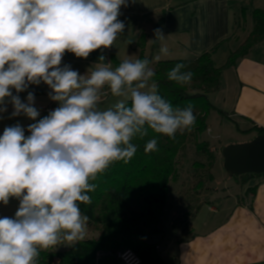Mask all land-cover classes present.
Here are the masks:
<instances>
[{
	"label": "clouds",
	"instance_id": "9594fccd",
	"mask_svg": "<svg viewBox=\"0 0 264 264\" xmlns=\"http://www.w3.org/2000/svg\"><path fill=\"white\" fill-rule=\"evenodd\" d=\"M127 5L128 0H0V113L11 103L12 117L37 121L34 94L28 92L26 103L18 94L41 82L59 103L28 126L30 135L19 124L0 135V203L19 200L14 217H0V264H38L41 251L83 241L89 217L80 204H91L94 181L112 164L131 160L137 151L132 141L149 129L175 139L195 124L192 105L174 107L159 94L148 58H125L113 68L101 55L83 75L60 66L66 52L87 59L113 47L125 30L118 17ZM155 36L165 37L160 29ZM160 53L167 55V47ZM185 67L176 64L168 80L190 84L193 73ZM108 93L124 99L102 109ZM156 150L153 138L144 151Z\"/></svg>",
	"mask_w": 264,
	"mask_h": 264
},
{
	"label": "crops",
	"instance_id": "0c3cea01",
	"mask_svg": "<svg viewBox=\"0 0 264 264\" xmlns=\"http://www.w3.org/2000/svg\"><path fill=\"white\" fill-rule=\"evenodd\" d=\"M255 9L264 10V0H128L118 17L125 30L113 47L95 50L87 59L66 52L60 66L70 65L83 75L100 62L101 55L105 63H112V56L119 61L137 59V44L143 34L146 54L153 64L158 62L154 59L157 55L161 56L159 61L192 60L213 49L214 63L222 66L253 29ZM157 29L165 36L163 40L156 38ZM162 46L167 47V55L160 53ZM28 90L37 95L33 105L40 113L37 120L59 106L50 99L51 89L43 82L29 85ZM27 94H18L22 102H27ZM211 94L215 103L211 102L227 112L220 116L222 127L232 124L236 131L256 137L257 132L249 130L264 129V42L255 44L236 65L225 69L210 100ZM32 121H25L27 129L35 123ZM25 135H30L28 130ZM224 146L215 148L217 161L223 162ZM224 183L226 193L216 202L208 200V211L202 205L188 231L175 223L172 236H167L164 221L158 251L165 264H264V174ZM18 207L15 197L7 205L0 203V217H14Z\"/></svg>",
	"mask_w": 264,
	"mask_h": 264
},
{
	"label": "trees",
	"instance_id": "16d2710c",
	"mask_svg": "<svg viewBox=\"0 0 264 264\" xmlns=\"http://www.w3.org/2000/svg\"><path fill=\"white\" fill-rule=\"evenodd\" d=\"M252 17L253 29L222 66L214 63L213 49L192 60H161L154 64L159 94L174 107L192 105L196 116L194 126L191 131L178 132L175 139L151 129L143 138H135L132 142L137 151L131 160L112 164L94 181L97 187L89 193L91 204H80L82 213L89 217L86 238L72 246H55L41 251L38 264H121L119 254L126 250H132L141 259V264H165L158 251L160 240H152V237L164 236L165 216L174 195L172 184L181 179L188 150L193 151L195 159L191 164L190 179L183 180L177 191L180 214L176 223L188 231L191 220L201 206L208 203L205 197L212 190L210 184L214 181L213 168L218 154L209 141L201 139V135L208 130L207 118L212 111L227 115L211 102L209 95L219 88L225 69L236 65L255 44L264 42V10L255 9ZM146 45L143 34L137 44L139 59L151 61L146 54ZM120 62L112 56L114 68ZM178 63L186 66L184 71L193 73L190 84L181 86L168 80V71ZM253 130L257 135L264 131L255 127L249 132ZM153 138L157 139V150L146 153L145 145ZM255 175L233 177L246 181Z\"/></svg>",
	"mask_w": 264,
	"mask_h": 264
},
{
	"label": "rangeland",
	"instance_id": "374dc122",
	"mask_svg": "<svg viewBox=\"0 0 264 264\" xmlns=\"http://www.w3.org/2000/svg\"><path fill=\"white\" fill-rule=\"evenodd\" d=\"M241 33H244V30H241ZM154 69V64L151 63L150 65ZM28 89L21 93H28ZM16 94L15 90L13 89V95ZM34 97L37 99V95L35 93ZM214 94V93H213ZM211 94V101L215 103L214 95ZM28 95V94H27ZM118 99H124V98H114L110 95H106L104 97V101L101 102L99 105L100 108H107L112 106L116 103ZM107 100V101H106ZM127 102V101H126ZM14 111L13 106L11 103L7 104V111L0 113V135L3 134V130L5 127L13 126L16 124H19L25 131H27L26 128V122L30 119L26 115H19L16 117H12L11 113ZM46 114V113H45ZM221 115L217 111H212L207 118L208 123V130L205 131L201 135L202 140H207L211 143L213 150L215 148H221L223 145H229V144H239L244 143L252 140L251 136H248L246 133L238 132L234 129V125L228 124L225 127H222L219 124V120ZM39 120V119H38ZM37 120V121H38ZM32 121V122H37ZM194 154L192 150H188L187 156L184 160L183 166L181 168V179L172 184V189L174 191L173 197L169 200V206L166 212L165 216V232L166 235L172 236L174 225L178 219V215L180 214L179 207L177 205V191L181 188V182L183 180H189L191 176V164L194 160ZM213 175H214V181L210 184V187L212 190L207 193L205 199L211 200L213 202H216L217 198L224 195L226 193V190H223L224 188V180H234L233 176H229L224 169L222 160L216 161L214 168H213ZM203 210L208 211V205L205 203L203 206ZM162 237L160 236H153L152 240H161ZM61 248H63L62 245H57Z\"/></svg>",
	"mask_w": 264,
	"mask_h": 264
},
{
	"label": "water",
	"instance_id": "95a60500",
	"mask_svg": "<svg viewBox=\"0 0 264 264\" xmlns=\"http://www.w3.org/2000/svg\"><path fill=\"white\" fill-rule=\"evenodd\" d=\"M222 157L229 176L264 174V131L248 142L224 146Z\"/></svg>",
	"mask_w": 264,
	"mask_h": 264
},
{
	"label": "built area",
	"instance_id": "2783aa9c",
	"mask_svg": "<svg viewBox=\"0 0 264 264\" xmlns=\"http://www.w3.org/2000/svg\"><path fill=\"white\" fill-rule=\"evenodd\" d=\"M45 111H49V108H45ZM119 257L121 264H141V259L132 250L122 252Z\"/></svg>",
	"mask_w": 264,
	"mask_h": 264
}]
</instances>
